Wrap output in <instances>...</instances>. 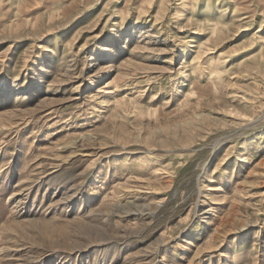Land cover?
Wrapping results in <instances>:
<instances>
[{
    "label": "rangeland",
    "instance_id": "obj_1",
    "mask_svg": "<svg viewBox=\"0 0 264 264\" xmlns=\"http://www.w3.org/2000/svg\"><path fill=\"white\" fill-rule=\"evenodd\" d=\"M0 264H264V0H0Z\"/></svg>",
    "mask_w": 264,
    "mask_h": 264
}]
</instances>
